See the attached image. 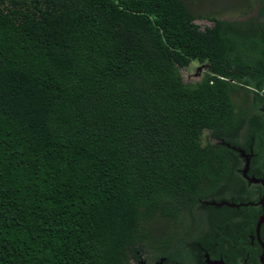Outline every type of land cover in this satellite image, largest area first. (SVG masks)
<instances>
[{"label":"trees","instance_id":"obj_1","mask_svg":"<svg viewBox=\"0 0 264 264\" xmlns=\"http://www.w3.org/2000/svg\"><path fill=\"white\" fill-rule=\"evenodd\" d=\"M196 1L0 0V264L193 259L239 164L225 78L256 45Z\"/></svg>","mask_w":264,"mask_h":264},{"label":"flooded vegetation","instance_id":"obj_2","mask_svg":"<svg viewBox=\"0 0 264 264\" xmlns=\"http://www.w3.org/2000/svg\"><path fill=\"white\" fill-rule=\"evenodd\" d=\"M253 1L254 5L252 0L244 4L246 18L243 10L241 18H218L242 24L256 43L251 47L241 41L240 52L247 66L232 67V75L225 78L234 87L235 114L245 116L234 140H217L239 155L236 174L224 198L204 202L215 207V214H209L215 223L199 234L198 242L189 244L193 259L171 263L160 258L154 264H264V0ZM201 65L207 71V64ZM222 202L227 204L217 205Z\"/></svg>","mask_w":264,"mask_h":264},{"label":"rangeland","instance_id":"obj_3","mask_svg":"<svg viewBox=\"0 0 264 264\" xmlns=\"http://www.w3.org/2000/svg\"><path fill=\"white\" fill-rule=\"evenodd\" d=\"M196 2V12L197 15H200L196 24H198L202 29L206 26H213V23L208 21L207 17H216L221 19L241 18L242 10L245 11L242 17L244 16L246 18L247 15V10L244 5L247 3V0H197ZM252 2V5H254L253 0ZM204 68V66L197 62L193 63L187 70H183V79L185 82H199L206 71ZM239 97L240 95H237L235 100L238 101Z\"/></svg>","mask_w":264,"mask_h":264},{"label":"water","instance_id":"obj_4","mask_svg":"<svg viewBox=\"0 0 264 264\" xmlns=\"http://www.w3.org/2000/svg\"><path fill=\"white\" fill-rule=\"evenodd\" d=\"M212 204H215L214 202H212ZM225 204H227V203H220V204H217V205H219V206H221V205H225Z\"/></svg>","mask_w":264,"mask_h":264}]
</instances>
